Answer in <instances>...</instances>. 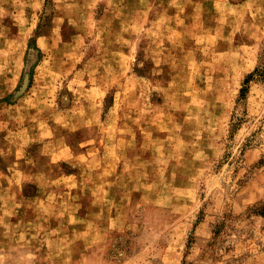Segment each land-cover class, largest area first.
Segmentation results:
<instances>
[{
    "label": "rangeland",
    "instance_id": "obj_1",
    "mask_svg": "<svg viewBox=\"0 0 264 264\" xmlns=\"http://www.w3.org/2000/svg\"><path fill=\"white\" fill-rule=\"evenodd\" d=\"M264 0H0V264H264Z\"/></svg>",
    "mask_w": 264,
    "mask_h": 264
},
{
    "label": "trees",
    "instance_id": "obj_2",
    "mask_svg": "<svg viewBox=\"0 0 264 264\" xmlns=\"http://www.w3.org/2000/svg\"><path fill=\"white\" fill-rule=\"evenodd\" d=\"M253 81H264V68L263 66H259L255 68L253 72L248 74L244 80L242 89L240 91V99H244L250 89L251 82Z\"/></svg>",
    "mask_w": 264,
    "mask_h": 264
}]
</instances>
